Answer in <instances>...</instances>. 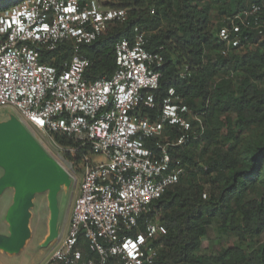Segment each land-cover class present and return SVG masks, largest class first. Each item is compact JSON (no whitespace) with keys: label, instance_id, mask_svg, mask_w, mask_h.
<instances>
[{"label":"built area","instance_id":"1","mask_svg":"<svg viewBox=\"0 0 264 264\" xmlns=\"http://www.w3.org/2000/svg\"><path fill=\"white\" fill-rule=\"evenodd\" d=\"M258 10L254 4L242 15L251 17ZM126 20L124 9L96 0H22L0 14V108L14 110L25 128L48 137L70 178L78 172L65 153L81 158L82 179L67 230L60 231L45 264H156L161 248L157 218L145 220L143 232L132 233L141 216L153 212L156 201L181 178L168 147L203 132L199 116L181 104L173 89L153 117L142 115L143 109L156 107L149 92L158 88L161 73L155 69L163 57L147 50L138 28L132 40L116 43L110 77L84 76L90 62L78 46ZM219 38L239 45L224 28ZM65 42L73 44L72 55L51 64L56 57L50 54ZM192 123L199 127L196 132ZM167 125L184 135L176 142H156L160 153L155 157L146 143L161 137ZM54 133L69 137L73 145L56 144Z\"/></svg>","mask_w":264,"mask_h":264},{"label":"trees","instance_id":"2","mask_svg":"<svg viewBox=\"0 0 264 264\" xmlns=\"http://www.w3.org/2000/svg\"><path fill=\"white\" fill-rule=\"evenodd\" d=\"M21 1L0 0V14ZM96 1L124 9L127 20L111 23L91 44L78 46L90 62L84 76L110 77L116 43L132 40L138 28L147 50L163 57L155 69L161 73L158 88L149 92L156 107L142 115L153 117L173 89L203 128L196 138L168 147L181 178L153 212L141 216L132 235L144 231L145 220L157 218L156 264H264V0ZM254 4L258 12L244 18L242 11ZM222 28L238 40L237 47L220 40ZM72 50L71 42L62 43L50 54L56 57L51 64L69 59ZM182 135L167 125L161 137L146 144L157 157L156 142H176ZM54 141L73 145L59 133ZM65 156L80 173V156ZM210 228L231 237L232 244L209 252L204 244Z\"/></svg>","mask_w":264,"mask_h":264},{"label":"water","instance_id":"3","mask_svg":"<svg viewBox=\"0 0 264 264\" xmlns=\"http://www.w3.org/2000/svg\"><path fill=\"white\" fill-rule=\"evenodd\" d=\"M0 166L6 174L0 178V193L6 188L14 191L13 203L7 219L11 229L9 240L0 239V251L7 254L19 252L30 238V209L34 196L48 192V236L45 242L54 243L57 228V196L69 183V175L58 165L31 136V133L15 119L0 122Z\"/></svg>","mask_w":264,"mask_h":264},{"label":"rangeland","instance_id":"4","mask_svg":"<svg viewBox=\"0 0 264 264\" xmlns=\"http://www.w3.org/2000/svg\"><path fill=\"white\" fill-rule=\"evenodd\" d=\"M251 49L250 47L247 50ZM16 113L10 108H0V122L15 119ZM31 136L43 148V150L56 163L58 151L48 137L37 130L29 127ZM6 174V170L0 166V178ZM73 177V178H72ZM69 177L68 185H64L57 196L58 205V231L67 230V222L72 211V204L77 195L79 183L82 179L81 173H76ZM48 192L38 193L34 196L32 207L30 209L31 218L29 221L30 238L25 246L15 254L2 253L0 251V264H45L53 253L55 243L49 245L44 239L48 236L49 210L47 201ZM14 191L12 188H6L0 193V239L9 240L11 238V229L7 219V213L13 203ZM63 229V230H62ZM60 233V232H59ZM264 240V233H263ZM233 242L231 237L219 234L215 228L208 229L204 247L209 252H216L222 248L230 246ZM207 251V252H208Z\"/></svg>","mask_w":264,"mask_h":264},{"label":"crops","instance_id":"5","mask_svg":"<svg viewBox=\"0 0 264 264\" xmlns=\"http://www.w3.org/2000/svg\"><path fill=\"white\" fill-rule=\"evenodd\" d=\"M48 227V226H47ZM48 230V229H47Z\"/></svg>","mask_w":264,"mask_h":264},{"label":"flooded vegetation","instance_id":"6","mask_svg":"<svg viewBox=\"0 0 264 264\" xmlns=\"http://www.w3.org/2000/svg\"><path fill=\"white\" fill-rule=\"evenodd\" d=\"M61 231V230H60ZM50 245V244H49Z\"/></svg>","mask_w":264,"mask_h":264}]
</instances>
